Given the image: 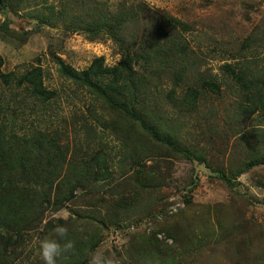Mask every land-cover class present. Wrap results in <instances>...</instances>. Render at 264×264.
<instances>
[{
	"label": "rangeland",
	"instance_id": "rangeland-1",
	"mask_svg": "<svg viewBox=\"0 0 264 264\" xmlns=\"http://www.w3.org/2000/svg\"><path fill=\"white\" fill-rule=\"evenodd\" d=\"M3 1V70L21 73L38 64L45 84L60 91L45 109L54 110L47 121L24 86L0 85L7 129L48 124L67 143L68 160L77 163L101 148L109 170L102 173L110 174L78 186L59 208L45 204L40 228L24 236L20 264H43L35 241L54 236L57 225L84 239L102 237L85 264L97 252L117 264H264V0ZM125 8L139 16L127 23L124 52L151 48L161 63L149 70L146 104L160 106L168 141L143 134V150L120 145L125 124L113 128L117 115L62 77L55 59L77 70L96 57L118 64L123 50L110 35L91 37L84 29ZM166 17L180 24L164 23ZM227 66L250 73L256 88H242ZM205 81L220 93L203 87ZM91 106L98 119L87 114ZM144 238V247L135 245Z\"/></svg>",
	"mask_w": 264,
	"mask_h": 264
},
{
	"label": "trees",
	"instance_id": "trees-1",
	"mask_svg": "<svg viewBox=\"0 0 264 264\" xmlns=\"http://www.w3.org/2000/svg\"><path fill=\"white\" fill-rule=\"evenodd\" d=\"M138 16L139 13L130 8L108 11L99 15L95 25L90 24L84 29L91 37L102 31L110 35L123 50L118 64L105 66L103 58L96 57L87 68L77 70L65 64L60 57L56 56L55 59L62 77L93 94L94 100L101 102L111 114L117 115L118 120L113 128H117L119 122L125 124L118 134L120 145L143 150L146 144L141 139L146 134L155 141L168 140H165L164 119L158 109L160 106L146 104L153 82L149 70L161 66L160 61L154 60L151 48L140 55L131 56L129 52H124L127 23L130 18ZM164 21L172 26L180 24L173 17H166ZM158 29L164 28L158 26ZM156 47L158 50L161 48ZM134 62L138 67H134ZM3 65L4 59L0 55V85L5 88L24 86L26 92L38 101V108H42V114L48 121V115L50 119L54 110L45 113V109L50 108L60 91L50 89L45 84L43 68L37 64L21 73L17 70L6 72ZM227 73L245 90L256 88L250 73L237 71L233 66H227ZM202 86L220 93V88L212 81H205ZM190 90L198 92L197 88ZM6 110H9L7 105L0 103V264H20L22 247L26 242L24 236L40 228L45 204L59 208L73 199L78 186L84 187L86 182L99 183L101 179L109 178L110 174L102 173L104 166L108 170V163L101 148L92 151L89 158L82 157L81 161L73 164L67 159V143L55 137L58 130L51 132L48 124V129L42 130L32 122L26 128L23 126L25 124L20 123L19 127L17 124L7 129ZM86 112L98 119L95 107L87 108ZM40 121L43 122L42 119ZM129 128L133 131L131 135H126ZM227 181L231 184L230 179ZM71 220L67 221L69 227L72 226ZM62 223L63 220H60ZM68 239L75 242V248L61 256L64 264H85L89 252L102 241L100 235H90L84 239L75 231H68ZM142 243H145V238L135 242V245L144 247Z\"/></svg>",
	"mask_w": 264,
	"mask_h": 264
},
{
	"label": "clouds",
	"instance_id": "clouds-1",
	"mask_svg": "<svg viewBox=\"0 0 264 264\" xmlns=\"http://www.w3.org/2000/svg\"><path fill=\"white\" fill-rule=\"evenodd\" d=\"M64 219L67 220V216ZM53 232V237L37 238L35 241L38 244V255L43 264H57L58 258L75 248V242L68 239L66 226L57 225ZM90 264H117V262L111 258H106L103 253L97 252L93 254Z\"/></svg>",
	"mask_w": 264,
	"mask_h": 264
}]
</instances>
